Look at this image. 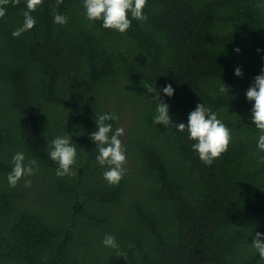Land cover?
Returning a JSON list of instances; mask_svg holds the SVG:
<instances>
[{"label": "trees", "instance_id": "1", "mask_svg": "<svg viewBox=\"0 0 264 264\" xmlns=\"http://www.w3.org/2000/svg\"><path fill=\"white\" fill-rule=\"evenodd\" d=\"M259 2L147 0V19L121 34L88 21L83 0H43L31 13L35 26L19 37L12 32L26 0L2 6L0 264H264L251 247L255 233L264 234V152L246 98L264 67ZM56 13L68 23H54ZM168 84L171 97L162 91ZM149 87L169 106L173 126L154 123L157 93ZM200 103L232 135L211 166L175 128ZM105 113L119 116L106 121L109 136L124 129L118 185L103 179L106 166L89 138ZM62 135L77 147L74 177H57L49 157ZM17 151L34 158L37 171L10 187ZM106 235L117 248L103 244Z\"/></svg>", "mask_w": 264, "mask_h": 264}, {"label": "clouds", "instance_id": "2", "mask_svg": "<svg viewBox=\"0 0 264 264\" xmlns=\"http://www.w3.org/2000/svg\"><path fill=\"white\" fill-rule=\"evenodd\" d=\"M9 2L10 0H0V18L6 14V9L2 6L9 4ZM11 2L18 5L20 0H11ZM42 3L43 0H26L23 23L12 32L13 37H19L35 26L36 20L31 13L35 12ZM56 3L59 6L63 3V0H56ZM146 4L147 0H83L85 18L88 21H102L103 28L112 29L121 34L130 28L133 19L139 21L147 19L143 12ZM256 7L264 8V0H260ZM53 19L54 23L59 25L68 23V17L59 13L54 14ZM235 51L239 52L240 50L237 48ZM234 74L237 77H242V69L237 67ZM147 91L157 93L153 98L158 101L154 123L165 126L172 125L169 106L164 101L159 100L157 89L149 87ZM162 91L169 97L174 94L171 84L166 85ZM219 91L228 94V88L224 83L220 86ZM246 98L248 101H254L251 108V119L260 132L257 138V148L260 152H264V67L261 68L260 74L255 76L253 83L247 89ZM118 119L119 116L115 113L98 115L95 119L97 130L93 131L89 137L96 144L98 150L97 163L102 167L106 166L102 174L103 179L110 185H118L126 172L124 165L127 162V157L120 139L124 134V129L117 128L109 136V133L113 131L112 124L106 123V121H116ZM175 128L179 132L186 131L188 139L195 141L192 143L191 148L207 166H211L215 159H218L227 151L232 140L231 130L218 119L217 113L204 103L197 104L195 109L189 113L186 124L179 123ZM49 157L58 165L55 172L57 177H74L76 175L73 171V165L76 163L77 147L70 136L55 137L49 145ZM258 163L264 164V156L259 158ZM12 165V170L7 175L10 187H15L23 177H31L37 171V168L34 167L37 165V161L34 158L26 161L25 153L21 151H17L13 155ZM31 183L30 179L24 181L25 187H30ZM103 244L113 249L118 247L115 237L112 235H106ZM251 247L264 260V234L256 232Z\"/></svg>", "mask_w": 264, "mask_h": 264}, {"label": "rangeland", "instance_id": "3", "mask_svg": "<svg viewBox=\"0 0 264 264\" xmlns=\"http://www.w3.org/2000/svg\"><path fill=\"white\" fill-rule=\"evenodd\" d=\"M125 125H126V123H125ZM125 125L123 124L122 126L125 128ZM122 128V127H121Z\"/></svg>", "mask_w": 264, "mask_h": 264}]
</instances>
